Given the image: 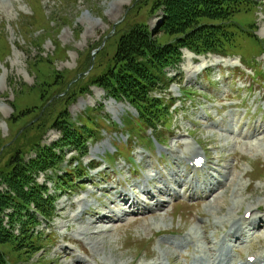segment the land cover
Segmentation results:
<instances>
[{
	"label": "rangeland",
	"instance_id": "374dc122",
	"mask_svg": "<svg viewBox=\"0 0 264 264\" xmlns=\"http://www.w3.org/2000/svg\"><path fill=\"white\" fill-rule=\"evenodd\" d=\"M147 1L0 0V140L4 143L15 140L21 144L34 142L35 146H55V150L60 152L64 145L60 128L64 122L74 126L87 122L93 135L89 141H101L94 146L88 145V154L83 159L82 168L88 170L94 165L98 166L96 170L90 168L91 171L84 176H71L68 174L71 167L61 166L59 175L69 178L70 185L61 193H55V188L48 185L50 193L53 196L56 194L55 214L58 217L49 227L43 221V225L36 229L48 237L40 243L41 252L24 256L15 264H76V258L80 257L73 259L71 255H66L67 248L79 253V247L73 243L80 246L86 259L95 258L96 264H197L199 259L194 255V246L173 249L170 253L165 249L168 246L165 243L182 242L186 234L192 233L197 238V246L205 250L207 245L203 230H196V226L202 222L219 225L215 232L210 230L207 233L214 242L219 237L223 239L224 231L231 224L223 218L209 217L210 208L204 202L197 206H172L168 194L160 196L168 206L167 212L162 213L164 218H146L144 214L148 211L134 209L137 214L127 213L130 220L126 214L125 218L122 216L119 219V222H130V226L118 224L115 215L123 214L126 209L120 210L109 204L112 187H117L115 193L130 191L133 197L132 192L139 194V190L133 189L144 185L146 177L164 179L180 192L184 187L174 183L178 178L174 171L200 180L204 173L220 178L216 171L226 168V175L236 176L234 183L238 180L237 186H241V190L240 197H237L233 186L225 188V209L228 210L232 202L238 200L244 201L240 211L244 217L250 208H247L248 204L264 209V84H254V72L250 69L253 67L261 71L264 77V56H260L259 49L243 46L242 56L246 55L249 60L240 61L242 57L236 56L227 58L224 63L216 56L200 58L183 51V62L178 69L168 70L167 76L179 83L192 100L185 99L175 84L163 93L166 99H170L171 95L177 102L172 110L175 111L165 124L167 128L159 130L158 137L164 146H153L149 140L152 131H144V124L131 120V115L136 113L129 105L107 97L104 90L91 84L92 75L98 74L116 51L120 37L118 26H125L127 21L132 24L135 20H142L151 30L157 28L162 12L153 13L152 0ZM255 1L254 12H250L254 18L251 19L256 24L255 36L264 43V0ZM140 5L142 8L139 9ZM127 16H131V20H126ZM243 61L251 63L252 67H244ZM200 66H204L202 71ZM77 77L78 80L72 83ZM66 88L63 97L60 94ZM221 108H224L223 116ZM86 114H90L91 118ZM220 116L225 118L228 132H221L220 123L212 125L215 131L210 128L209 119L215 120ZM56 120L61 124L53 128ZM122 122H126L124 130H121ZM197 141L212 163L211 169L204 172L190 170L191 161L185 159V153L189 151L203 152ZM249 143H252L251 149ZM121 144L128 146L131 155ZM117 146L120 152L110 158ZM74 149L63 146L62 152L68 160L79 158V151L72 152ZM100 149L103 151L99 152ZM9 158L4 157V162H8ZM25 158L31 157L26 154ZM51 176L42 174L38 182L44 184ZM150 186L146 190L152 189V193L157 194L163 184ZM103 190H106L104 195ZM93 193L95 195L92 196ZM140 196L144 205H152L146 195ZM195 196L193 201L198 202L199 195ZM87 201L97 208H91L81 218L76 217ZM101 211L109 216L94 222L96 214ZM229 214L222 217H229ZM259 215L263 217L262 213ZM135 217L137 221L135 219L134 224L132 218ZM171 232L179 233L180 238L171 240L166 235ZM98 242L101 244L96 247ZM247 242L241 251L253 255L251 249L255 247L263 254V240L257 237ZM80 260L85 264L84 259ZM202 264L213 262L204 258Z\"/></svg>",
	"mask_w": 264,
	"mask_h": 264
},
{
	"label": "trees",
	"instance_id": "16d2710c",
	"mask_svg": "<svg viewBox=\"0 0 264 264\" xmlns=\"http://www.w3.org/2000/svg\"><path fill=\"white\" fill-rule=\"evenodd\" d=\"M255 6L253 0H152L151 11L162 12L158 27L151 30L142 20L132 24L124 21L125 26H118L116 51L103 69L92 75L91 84L104 90L107 97L136 108L145 128L156 132L169 120L173 102L157 95L170 88L173 81L167 76L168 70L179 68L182 50L198 56H242V47L249 45L264 55V43L255 36L256 24L250 14ZM243 58L249 60L246 55ZM76 80L78 77L72 83ZM67 89L60 95L65 97ZM55 122L53 128H58L61 123ZM86 123L80 127L64 122L60 128L63 146L75 147L81 155V159H73L75 169L87 154L86 145L93 136ZM10 143L0 140V188L5 187L0 189V264H15L24 256L41 252L39 246L45 237L36 229L41 226L40 218L53 221L56 200L37 179L52 173L66 159L63 146L59 152L55 146H35L34 142ZM33 152L35 158L26 160V154ZM7 156L10 158L4 162ZM59 179L62 191L69 179Z\"/></svg>",
	"mask_w": 264,
	"mask_h": 264
},
{
	"label": "bare ground",
	"instance_id": "6f19581e",
	"mask_svg": "<svg viewBox=\"0 0 264 264\" xmlns=\"http://www.w3.org/2000/svg\"><path fill=\"white\" fill-rule=\"evenodd\" d=\"M185 51H187V50H185ZM187 54H190L189 51ZM192 55L195 56L194 54H192ZM217 59L222 60L219 57H217ZM216 64H220V62H217ZM211 121H212V123L210 125V128L212 130H214V128H212V125L217 124V123H226L225 118L223 119L221 117H219L218 119H215V120H211ZM225 128L226 127H224L222 133L228 132L227 128L226 129ZM251 140H252V138H251ZM246 142L243 143L245 148H247ZM252 143H253V141H252ZM252 143H249V146ZM178 146H180V144ZM251 148L252 147L250 146L249 149H251ZM98 151L101 152L103 150L100 149ZM204 153H206V152L204 151ZM204 153H200L198 151L192 150V151H189L188 153H185V159L193 158L192 160L195 161L199 157H203ZM172 154H173V152H172ZM217 164H218V161H217ZM204 165L210 167V163L208 161ZM214 169L216 170L217 168H214ZM176 170H179V169H176ZM216 172H217V174H219L221 179L217 178V176H214L212 174H204L200 180H193V179H190L186 173L174 171V174H176L177 177L179 178V179H175L174 181H175V184L177 186H180V185L182 186L184 184L186 185V188L183 190L182 195L187 196L188 200H191L193 195H196V194L200 195V198L203 199L201 201H203L205 204H207L210 208V210L207 214L209 217H215L217 220L220 218H223L227 221L226 223L231 224L229 230L227 232L226 231L224 232V236L225 237L229 236V235L236 236V240H235V244H236V243L240 242L241 237L246 238L245 237L246 229H249L251 226L258 223L260 221V219H262V218L264 219V209L262 208V206H257V208H255V207H251L252 205H250V204L246 205L247 208L250 207L246 211V215L251 214L249 220H246V218H244V216L242 214H240V211L244 207V201H242V200L233 201L232 204L230 205V208L228 210H226L225 209L226 202L224 200V194H223L225 192L224 191L225 188H228L229 186L230 187L233 186V193H235L237 195V197H240L239 193L241 190V186L240 187L237 186L238 180L234 183V179L236 178V176L232 177V175H229V176L226 175L228 173V171H226V168L225 169L221 168L220 170H217ZM212 181H214L216 184H214ZM199 182H201V183H199ZM157 183L163 184V187L159 189L158 195L151 193L150 191L146 190V187H148V185L152 184V185L157 186ZM238 185H240V184H238ZM138 189L142 191L141 192L142 195L146 194L147 198L152 201L151 206H147L146 203H145V205H143L144 201L138 195H135L133 197L128 198V194L130 192H128L127 190H121L120 192L118 191L117 193H115L114 191L116 190V187H112L111 198L114 201L112 204L111 203L112 199H108L109 204H111V206L115 205L114 207L116 208L118 206V203L120 200H123L124 202H126L124 207L120 209V210H124V208H125L126 211L125 212L123 211L124 213L122 215H115L116 220L118 221V224L123 223V226H125L126 222H119V219H122V216L125 218V214L127 215V213L129 211H133L135 208L143 209V211H148L147 214H144L146 218H147V216H149L151 218H164L165 214H162V213L167 212L168 206L166 205V203L164 201H162L160 199V196L166 195L169 191H172L173 188L168 184V182L164 179L159 180L155 177H153V178L152 177H146L143 187L135 186V190H138ZM106 190H103V194H105ZM202 193H204V195H202ZM91 195L93 196L94 194H91ZM177 196H181V195L177 194ZM156 198H158L159 200ZM154 200H157V201L155 202ZM239 202L241 204H239ZM195 204L198 205L199 203H195ZM195 204H192L190 202L188 204V206H193ZM173 205H175V203ZM87 206H89V203H87ZM221 206H222V208H221ZM94 208H97V207H94ZM219 208L221 210H218ZM88 210L90 211L91 208L81 210L83 212L80 211L78 213V216L81 218ZM109 213L112 214V212H109ZM227 213H230L229 217H228V215L225 217H222V216L226 215ZM259 213H262L263 217L260 216ZM112 215L114 216V210H113ZM108 216H109L108 214H105V212L101 211L98 214H96V216H95L96 220L94 219L95 220L94 222L97 223L98 219H102L103 217H108ZM114 219H115V217H114ZM135 219H136V217L132 219V223H134V224H135ZM103 220H105V219H102V221ZM136 221H137V219H136ZM260 222L262 223V222H264V220H261ZM129 223L130 222L126 223V226H130ZM146 224L148 225V228L151 229V226L148 223H146ZM115 226H118V225H115ZM196 227H197L196 230L198 228L203 230V233H204L203 239L207 245V249L202 250L197 246V242H196L197 238L194 237V235L192 233L186 234L184 236V240L182 242L177 243V244L173 245L172 243L169 244L168 242H166L165 244L168 245L167 246L168 249L167 248H165V249L167 251H169L170 253H172L173 249L185 248L188 246H194V255L195 256L208 258L214 264H223V263H221L223 261H226L225 264H264V254L261 255L260 251L257 248H253L252 253L254 255H250V256L255 257V260L253 262H251L249 257H248L249 259L247 258V253L243 254V253H240L238 251H236L235 253H233L231 251H224V253H220L219 248H221V244H222V242H224L225 239H216V241L212 242L209 239V237L207 236V233L210 230H213L215 232L216 229H219V225H216V224L209 225L207 223L202 222V223H199ZM110 228H112V227H110ZM106 229H109V228H106ZM85 231H87V230H85ZM107 232H109V231H105V233H107ZM257 232H258L257 235L260 237V239L264 241V232H262L261 229H259V228L257 229ZM93 234H95V233H93ZM171 234L176 235V233H171ZM100 244L101 243L98 242V243H96L95 246L99 247ZM236 247H238V245H236ZM66 255L67 256L71 255L73 257V259L75 256H78V257L84 259L85 264H89V262H90L88 259H86V257L82 253H76L75 251L71 250V248L66 250ZM80 258L79 259L76 258V260H75L76 264H80V263L83 264V262L80 260ZM238 258H242V261L240 263L238 262ZM97 264H103V263L97 262ZM160 264H162V263H160ZM173 264H178V263H173Z\"/></svg>",
	"mask_w": 264,
	"mask_h": 264
}]
</instances>
